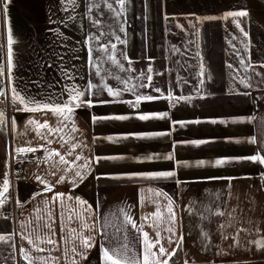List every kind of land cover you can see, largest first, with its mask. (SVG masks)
<instances>
[{"label":"crops","instance_id":"crops-1","mask_svg":"<svg viewBox=\"0 0 264 264\" xmlns=\"http://www.w3.org/2000/svg\"><path fill=\"white\" fill-rule=\"evenodd\" d=\"M172 5L180 8L196 6L192 13L185 14L184 10L177 11L175 15L168 14L169 0H129L126 11L122 13L119 21L129 23L131 30L126 36V44H117V58L127 68L128 61L119 56L123 50L132 61V67L137 71L131 73L133 77L141 71L146 72L149 64L154 71L153 83L160 87L167 95L172 90L174 96H190L189 101H176L157 99L154 101H141L139 107L130 106L127 101H135V94L124 92L121 97H111L105 92L99 99L112 101L110 103H94L92 108L77 110V126L82 128L87 136L88 149L84 155L92 159V171L87 175L79 187L70 188L58 185L55 191L68 194L75 193L82 199L92 204L99 216L107 217L115 223L123 220L122 215L116 219L114 214L121 208L127 209L131 205L134 219H139L144 214L153 211L152 205H143L141 197L144 190L149 187L167 192L173 196L177 204V215L182 217L177 225L178 233L185 237L184 249L178 251L173 259L176 264H183L185 260L189 264H264V251L255 245L245 244L239 248H229L230 241L222 240L216 226L220 218H213L212 223L201 221L199 216L190 215L185 209L195 198L197 206L207 204L214 198L218 191H225V186H233V190L240 194V198L230 197L231 205L239 204L247 210L249 199L251 200L252 215L254 218L264 217V165L247 160H233L220 166L197 167L200 160L214 161L218 158L246 157L257 152L260 144L247 143V139L256 136L258 141L264 140V83L258 76H253L252 87L246 88L239 83V79L252 76L251 69L247 72L239 67V56L229 45L228 40L232 35L240 37L249 43V51H244V44L240 40L233 41L240 55L250 56V60L256 66L257 72H264L260 64H264V0H171ZM81 0H77L76 7ZM250 2L252 6H249ZM67 7L65 11L64 8ZM246 7L250 10V16L246 18V31L249 37L244 38L235 28L231 18L198 20L210 16L220 17L229 10H239ZM76 9V8H75ZM66 0H11L8 10V21L11 24L12 35L15 41L14 75L18 77L21 87L27 83L33 93L41 91L58 92L63 83L61 79L58 59L59 54H65V66L75 65L82 75L83 84L92 72V67L87 63V47L80 34L67 22L68 16L75 10ZM167 17V19H166ZM168 23L182 24L188 28L187 33L181 31L175 25L170 30ZM186 23L196 24L199 34H193L194 29L186 27ZM52 29H59L67 37L66 40L58 38ZM191 40L193 43L189 44ZM7 24L3 13L0 12V58L6 52ZM173 45L179 51H173ZM198 45V46H197ZM77 49L73 53L69 49ZM200 56L196 57L195 53ZM78 56L79 59H73ZM203 62L205 81L199 85V66ZM231 63L233 69L227 64ZM191 66V67H189ZM110 67V65H105ZM117 74L126 76L127 73ZM163 73V75H158ZM211 79H208V76ZM184 77L189 83L177 86V78ZM31 81H40V86ZM99 81V77H96ZM102 83H108L116 88H123L110 77ZM136 83L133 79L130 84ZM182 83V82H181ZM54 84V88L47 85ZM247 92L250 95H242ZM137 94H151L159 96L152 88L139 89ZM39 98V97H38ZM175 104V107L172 105ZM167 111L169 117L163 120H141L140 115H151ZM15 117L17 126L12 129L10 124L4 132H0V180L4 174L9 177V168L13 162L12 149L17 146H25L26 141H32L33 146H38L39 137L27 120L32 118L43 122L48 119L54 121L49 113L43 114L17 113L13 110L7 115ZM127 116L126 120L100 119L93 122L92 117ZM250 117H254L249 120ZM238 123H232L234 119ZM195 121L199 124H179L172 126V121ZM216 120L217 123H211ZM220 120L226 123H219ZM170 132L166 136H152L150 138H137L138 134ZM108 137L117 139L109 140ZM126 137V138H124ZM58 140V137H56ZM206 141L203 144H193L191 141ZM240 140L241 143H236ZM7 145V147H6ZM59 148V143L45 145V148ZM63 152V149H61ZM47 153L39 149L35 154H20L16 160L22 157L37 155L40 161H35L28 177L24 181L15 182V198L24 204L23 215L21 209L11 201L0 209V234L19 233L22 231L19 221L32 220L36 213L34 209L41 204V197L31 200L35 192H42L44 198L52 193L43 192L44 185L34 179L35 175L44 176L54 182L50 172V164L43 162ZM173 155L174 159L145 160L147 156L164 157ZM264 155V152L261 153ZM95 157H123L122 159H102L96 163ZM176 161L186 162L190 167H181ZM80 163V162H77ZM174 170L177 175L173 178L162 180H148L140 177L129 179L114 178L125 173H146L156 171ZM99 177V179H97ZM234 179H227V178ZM182 181L183 183H177ZM247 197V198H245ZM97 205L99 207L97 208ZM32 210V215L28 213ZM8 218L5 219L4 217ZM75 226V225H73ZM207 230L211 236V246L202 237L201 230ZM146 230H148L146 228ZM59 231V230H57ZM231 231V230H229ZM17 245L26 242L14 237ZM134 243V241H133ZM140 248L136 245L133 251ZM13 250L5 243L0 242V264H26L20 258L18 250L15 259L8 256ZM59 253L54 252L53 255ZM7 256V259L5 257ZM83 264H101L99 247L92 249L89 260Z\"/></svg>","mask_w":264,"mask_h":264},{"label":"snow or ice","instance_id":"snow-or-ice-1","mask_svg":"<svg viewBox=\"0 0 264 264\" xmlns=\"http://www.w3.org/2000/svg\"><path fill=\"white\" fill-rule=\"evenodd\" d=\"M11 0H0V12L3 13L5 23L7 24V43L6 52L3 58H0V104L4 108H0V132H4L10 124L12 129L17 126V120L13 117H8L6 109L11 107L14 112L27 114H43L45 117L50 113L54 117L53 122L45 119L43 122L32 118L27 120V125L31 126L39 137L38 146H33L32 141H26L25 146H17L12 149V159L14 162L23 163V160L16 161V157L20 154H35L39 149H44L47 153L43 157V162L50 164V172L47 173L54 178V182L47 180L44 176L35 175L34 179L39 184L44 185L43 192L52 193L50 197L44 198L42 192H35L31 200L35 201L37 197H41V204L34 209L36 215L32 220L19 221L22 229L19 233H3L0 234V242L5 243L13 251L8 253L15 259V253L18 250L20 258L26 264H83L89 260L92 249L99 247V258L101 264H176L174 257L178 251L184 249L186 243L184 234L178 233L177 225L181 223L182 217L177 215L176 200L167 192L149 187L144 190V195L141 197V203L145 206L152 205L153 211L144 214L139 219H134L131 205L127 209L121 208L118 213L114 214L116 219L122 215L123 220L120 223H115L107 217L99 216L97 211L93 209L92 204L87 200L82 199L75 193L68 194L62 191H55L58 185H65L70 188L79 187L84 182L87 175L92 171V159L84 155V150L88 149L87 136L82 128L77 126V110L88 109L94 106V103H110L112 101L100 100L99 97L107 93L111 97H121L124 92H132L135 94V101H127L132 107H139L141 101H154L157 99H175L178 101H189L190 96H174L172 90H168L165 96L162 89L153 83L154 69L149 64L146 72L141 71L139 75L133 77L131 73L137 70L133 68L132 61L127 57L123 50L119 51V56L128 61L126 68L124 63L117 58V44L110 39L107 43H101V39L106 35H113L111 32L98 31L85 37L84 43L88 44L87 48V63L92 67L90 78L85 83H77L78 80L84 81L85 76L76 70L75 65L65 66V54H57L60 63L59 70L61 79L66 81L63 83L58 92H43L33 93L28 88L27 83L21 87L18 83L19 78L14 75V68L17 66L14 63V48L15 41L12 35L11 24L8 21V10ZM67 4H71L73 9L76 8L77 0H66ZM129 0H91L87 5L89 20L94 28L102 29L107 26L112 28V24L108 23L105 18V11L113 14L112 20L119 23V17L126 11V6ZM64 10H67L65 6ZM95 10V11H93ZM250 16V10L246 7L239 10H229L220 17L210 16L197 18L198 20H229L231 18L235 28L239 31L242 37L248 38L249 32L246 31V18ZM99 17V18H96ZM167 19V17H166ZM181 31L187 32V29L182 24H176ZM189 27L194 29L193 34H199V28L196 24H190ZM58 38L66 40L59 29H52ZM120 32H125L123 26L119 28ZM114 39L120 44H126L127 41L119 35H115ZM240 40V37L232 35L228 40L229 45L236 51L239 56V67L246 72L251 69L253 75L245 76L239 79V83L246 88L252 87L253 76L261 78L260 83H264V72H257L256 66L250 60V56L240 55V50L236 48L233 41ZM95 42V47L91 46ZM244 44V51H249V43L246 40H240ZM189 44L193 41L189 40ZM198 46V45H197ZM4 46H0L3 48ZM173 51H179L175 45ZM69 51L75 53L78 50L73 48ZM196 57L200 56L199 52L195 53ZM73 59H79L78 56H73ZM110 67H105V65ZM191 67V66H189ZM229 69H233L231 63L227 64ZM264 68V64H260ZM113 68L120 73H127L126 76L117 74ZM163 75V73H158ZM205 75V67L203 62L199 66L198 76L199 85L203 86L205 81L202 77ZM99 77V81H96ZM111 78L118 85H123V88L112 87L108 83H102L107 78ZM135 79L136 83L130 84V81ZM211 79V76H208ZM182 82V83H181ZM32 84L40 86V81H31ZM189 81L184 77L177 78V86L188 84ZM48 88H54V84L47 85ZM152 88L159 96L151 94H137L139 89ZM242 95H250L247 92ZM39 97V98H38ZM176 105L173 104L172 107ZM169 117L167 111L154 113L151 115H140L141 120L158 119L163 120ZM254 117H250L249 120ZM100 119H115L126 120L127 116H112V117H96L93 116V122ZM239 120L234 119L232 123H238ZM201 121H172V126L179 124L184 127L185 124H199ZM211 123H217L212 120ZM219 123H226L220 120ZM170 132H158L148 134H138L137 138H150L152 136H166ZM58 137V140L56 139ZM126 138V137H124ZM109 140L117 138L108 137ZM206 141H191V143L199 145ZM247 143L260 144L257 152L246 157L235 158H218L214 161L200 160L196 163L197 167L208 164L210 166L220 167L226 165L233 160H247L253 163L264 165V140L258 141L256 136L247 139ZM59 143V148H45V145ZM236 143H241L236 140ZM7 147V145H6ZM63 149V152L61 151ZM123 157H95L96 163L102 159H122ZM174 159L173 155L169 154L164 157L147 156L145 160L153 159ZM37 161L41 158L37 157ZM80 162V163H77ZM176 164L181 167H190L186 162L176 161ZM177 175L174 170L156 171L146 173H125L115 176L119 179L122 176L129 179L143 178L148 180H162L173 178ZM261 177L264 178V172ZM99 179V177H97ZM229 180L234 178H227ZM177 183H183L177 181ZM225 191H218L214 194V198L207 204L196 205L195 198L191 204L185 209L190 215L199 216L201 221L212 223L213 218L219 217L220 222L216 226V232L222 240L230 241L229 248H239L245 244L255 245L264 251V217L259 219L254 218L251 208V200L249 199V208L245 210L239 204L233 206L229 202L230 197L240 198V194L233 190V186H225ZM247 198V197H245ZM15 201L18 208L21 209L23 215L24 204L15 198V184L10 181L6 174L0 180V209H3L6 204ZM99 205H97V208ZM32 215V210L28 213ZM5 219L8 217L5 216ZM75 225V226H73ZM146 228L148 230H146ZM59 230V231H57ZM231 230V231H229ZM205 241H208L206 247L211 246V236L209 231L202 229L200 233ZM19 236L20 240L25 241L24 245H17L14 242V237ZM134 241V243H133ZM136 245L140 248L133 251ZM59 253L53 255V253ZM7 259V256L5 257ZM183 264H189L185 260Z\"/></svg>","mask_w":264,"mask_h":264},{"label":"rangeland","instance_id":"rangeland-1","mask_svg":"<svg viewBox=\"0 0 264 264\" xmlns=\"http://www.w3.org/2000/svg\"><path fill=\"white\" fill-rule=\"evenodd\" d=\"M242 1L244 2L246 0H242ZM90 2H91V0H81L80 4L76 7V9L67 18L68 24H70L80 34L82 39L85 40V37L89 34L98 33V31H104L106 33L111 32V33H113V35L104 36L100 41L101 43H107L110 39L112 40L113 43H119L118 41H116L114 39L115 35H119L122 39L126 40V36L128 35V33L131 30L130 24L125 23V22H121V21H119V23H117L115 20L111 19V16L113 14L108 13L107 11H105V18L107 19L108 23L112 24L111 29H109L107 26H105L104 28L98 30L97 28H94L91 25L90 20H89L90 14L88 13V9H87V5ZM167 2H168V0H167ZM172 3L173 2L171 0H169L168 14H170V15H175V13H177V11H181V10H184L185 14L190 15L192 13L193 9L197 8L196 6H186L184 8H180V7H176V6L172 5ZM248 3H249V6H252V4L250 2H248ZM93 11H95V10H93ZM96 18H99V17H96ZM174 25L175 24H173V23H168L169 29L171 30ZM185 25L187 27L190 25V23H186ZM121 26L124 27L125 32L119 31V28ZM186 29L188 31V28H186ZM91 46L95 47V42H93ZM86 47L88 48L89 45L86 44Z\"/></svg>","mask_w":264,"mask_h":264},{"label":"built area","instance_id":"built-area-1","mask_svg":"<svg viewBox=\"0 0 264 264\" xmlns=\"http://www.w3.org/2000/svg\"><path fill=\"white\" fill-rule=\"evenodd\" d=\"M0 108H4V105L0 104ZM12 111L11 107L6 109L7 115ZM37 155H33L31 157H22L17 159L16 161L23 160V163L19 162H12L9 168V177L8 179L12 182L16 181H24L27 179L28 174L34 165L35 161L37 160Z\"/></svg>","mask_w":264,"mask_h":264}]
</instances>
